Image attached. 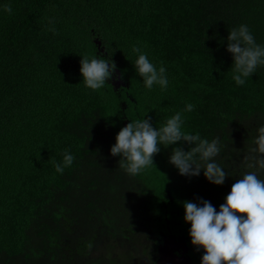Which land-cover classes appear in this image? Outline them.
Listing matches in <instances>:
<instances>
[{"label": "trees", "instance_id": "1", "mask_svg": "<svg viewBox=\"0 0 264 264\" xmlns=\"http://www.w3.org/2000/svg\"><path fill=\"white\" fill-rule=\"evenodd\" d=\"M46 18H55L58 34L46 30ZM241 24L264 46V0H0V264H112L91 253L98 229L125 248L129 234L157 232L165 211V227L184 236L187 256L200 264L204 249L191 243L183 204L207 200L219 209L254 170L243 157L264 126V66L242 86L232 79L227 36ZM134 45L157 68L163 62L166 91L144 87ZM85 55L115 62L128 86L85 87ZM188 103L195 108L183 112V131L219 138L222 185L203 170L179 174L169 157L177 146H194L186 142L160 145L154 156L162 187L147 170L130 176L118 167L121 157L110 149L123 116L131 122L147 112L159 128ZM65 150L74 162L57 173L52 160L61 162ZM157 187L173 195L165 209L156 204Z\"/></svg>", "mask_w": 264, "mask_h": 264}, {"label": "clouds", "instance_id": "2", "mask_svg": "<svg viewBox=\"0 0 264 264\" xmlns=\"http://www.w3.org/2000/svg\"><path fill=\"white\" fill-rule=\"evenodd\" d=\"M2 8L8 15L13 12L11 4L6 3ZM46 19V30L58 34L55 18ZM227 51L233 57L232 79L238 86L244 85L258 67L264 66V46L256 42L246 24L229 32ZM132 52L138 54L134 67L144 87L152 90L158 85L166 91L169 81L163 62L157 68L138 45L133 46ZM80 65L85 87L94 91L102 89L109 79H123L122 73L114 76L115 62L103 58L90 59L85 55ZM194 108L195 105L186 104L159 128L153 127L151 117L145 118L147 112L142 119L131 120L117 133L110 149L111 155L121 157L118 167L130 176H137L154 166V156L160 152V145L167 148L186 142L194 146L187 151L177 146L169 157L179 174L199 176L203 170L209 182L222 185L228 174L215 162L221 151L219 138L209 141L199 134L183 131V112H192ZM243 159L245 166L254 170L246 172L231 186L219 211L207 200H201L200 204L191 201L183 204L184 220L191 225V243L197 250L204 249L201 264H264V179L258 175L259 171H264V126L258 128V135ZM73 162L74 156L68 150L64 151L61 162L52 160L55 171L61 174Z\"/></svg>", "mask_w": 264, "mask_h": 264}, {"label": "rangeland", "instance_id": "3", "mask_svg": "<svg viewBox=\"0 0 264 264\" xmlns=\"http://www.w3.org/2000/svg\"><path fill=\"white\" fill-rule=\"evenodd\" d=\"M114 76H119L116 71ZM108 81L114 87L128 86L127 80L123 79H109ZM122 109L126 107V103H121ZM123 127L126 126L130 120L123 116ZM149 175L155 179V184L161 186V178L151 171V167L147 169ZM163 184V183H162ZM154 197L158 208L165 209L173 202V195L167 188H156ZM170 215L175 222V211L170 206ZM219 211V209H216ZM160 217V216H159ZM164 221L170 222L168 212L163 213V219H160V227L157 232L149 233L145 237H136L129 234L124 242L127 247L123 248L118 239L113 238L108 233L105 226H101L94 240L91 248V253L94 256H103L111 260L112 264H192L191 259L187 256L188 246L184 236L175 234L173 231L165 227ZM133 244H136L138 252L131 250ZM201 264V261H200Z\"/></svg>", "mask_w": 264, "mask_h": 264}]
</instances>
